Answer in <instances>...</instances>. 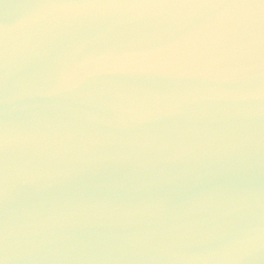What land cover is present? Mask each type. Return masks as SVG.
<instances>
[{
  "label": "water",
  "instance_id": "1",
  "mask_svg": "<svg viewBox=\"0 0 264 264\" xmlns=\"http://www.w3.org/2000/svg\"><path fill=\"white\" fill-rule=\"evenodd\" d=\"M0 264H264V0H0Z\"/></svg>",
  "mask_w": 264,
  "mask_h": 264
}]
</instances>
